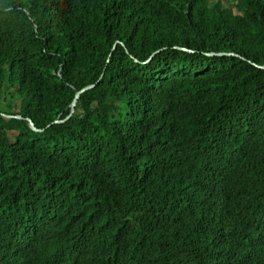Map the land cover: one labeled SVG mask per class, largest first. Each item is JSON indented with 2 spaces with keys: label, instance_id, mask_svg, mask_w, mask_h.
Returning a JSON list of instances; mask_svg holds the SVG:
<instances>
[{
  "label": "trees",
  "instance_id": "1",
  "mask_svg": "<svg viewBox=\"0 0 264 264\" xmlns=\"http://www.w3.org/2000/svg\"><path fill=\"white\" fill-rule=\"evenodd\" d=\"M261 66L264 0H0V264H264Z\"/></svg>",
  "mask_w": 264,
  "mask_h": 264
},
{
  "label": "water",
  "instance_id": "2",
  "mask_svg": "<svg viewBox=\"0 0 264 264\" xmlns=\"http://www.w3.org/2000/svg\"><path fill=\"white\" fill-rule=\"evenodd\" d=\"M181 50H184V49H181ZM261 69H264V66H261L260 67ZM94 88V85H90L88 87H85L83 88L82 90L78 91L75 95V98L72 102V104L70 105L71 107V112H70V115L67 116L64 120H60V121H55V123H62V122H65L67 121L74 113H75V109H76V106H77V102H78V99L80 97V95L88 90H91ZM5 116L6 118H11L12 116H6V115H3ZM15 118H18V119H21L22 117L21 116H16ZM28 123H29V126L30 128L33 130V131H36V132H40L41 130L40 129H37L34 125V123L32 122V120L28 119Z\"/></svg>",
  "mask_w": 264,
  "mask_h": 264
}]
</instances>
